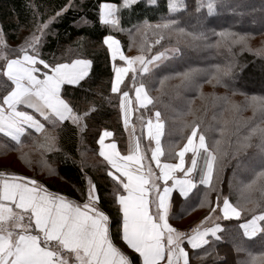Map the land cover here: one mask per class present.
<instances>
[{
    "label": "snow or ice",
    "instance_id": "1",
    "mask_svg": "<svg viewBox=\"0 0 264 264\" xmlns=\"http://www.w3.org/2000/svg\"><path fill=\"white\" fill-rule=\"evenodd\" d=\"M138 3L139 0H113L98 6V19L109 28L102 38L112 73L109 96L105 99L110 103L111 95L116 94L120 117L128 132L126 151L118 148L112 131L104 128L98 133V154L112 184L110 199L100 195L97 182L83 173V168L85 184L74 188L73 194L52 191L35 176L0 171V264H193L197 250L200 255L195 259L204 264L215 252L213 244L223 238L224 228L218 222L221 218L237 222L232 247L241 255L238 264H264V253L253 255L245 245L246 238L264 237V98L252 96L241 104L227 94L204 93L198 83L201 70L192 68L159 77L156 89L159 95L152 96L154 70L180 54L181 49L165 48L148 55L140 46L137 54H125L121 41L112 32L127 31L129 48L133 47V30L141 33L151 29L159 36L156 44L165 35L183 37L190 45L206 41L207 37L203 31L186 32L179 27V20L168 16L161 17L157 23L144 18L125 29L121 13ZM147 4L155 5L156 0H147ZM204 6V0H198L196 10ZM206 7L211 16L215 9L213 0H207ZM167 9L169 14L186 11L187 4L185 0H167ZM65 10L62 8L56 16ZM54 19L36 21L22 43L15 47L8 44L7 33L0 24V77L4 78L0 91V134L15 143L19 158L29 166L32 160L24 151L22 138L31 137L36 149L41 151L42 168L49 175L55 174L54 169L43 155L62 150L56 130L70 126L82 136L90 116L98 111L94 101L81 110L65 90L66 86H81L90 77L93 60L73 58L71 49L60 58L48 59L41 50L45 30ZM214 34L226 35L230 50L238 45L241 50L264 57V44L253 49L247 35ZM235 67L231 62L223 67L216 65L207 82L213 88L218 85L232 88ZM174 78L180 84L171 88L196 90L201 100L211 98L212 105L221 110V120L216 128L219 137L209 141L203 121L195 118L189 100V112L194 119L181 122V131L187 129L181 137L184 142L169 145L166 153L161 138L168 118L158 105H162L161 96L169 89L167 82ZM133 91L134 99L130 96ZM235 94L232 88V95ZM168 107L163 105L164 109ZM247 107L252 108V117L240 115ZM134 111L146 130L147 147L143 144L145 136H137L131 123ZM106 138H111V142L106 143ZM254 139L258 141L255 147L260 171L247 182L240 180L235 189L230 179V191L225 194L222 188H217L225 166L224 157L235 158L239 167L241 157L248 155ZM3 147L7 151L8 145ZM80 154L83 156V151ZM186 154H190L188 165ZM169 156L178 162H165ZM65 158H70L67 153ZM177 172L182 175L178 176ZM194 173H198V180ZM197 183L208 188L199 203L206 209L205 214L190 230H181L170 223L174 189L180 198H187ZM233 190L237 193L235 201ZM254 191L261 193L259 198L253 197ZM106 206L115 208V222ZM216 256L226 264V258H219L218 253ZM213 264L217 262L214 260Z\"/></svg>",
    "mask_w": 264,
    "mask_h": 264
},
{
    "label": "trees",
    "instance_id": "2",
    "mask_svg": "<svg viewBox=\"0 0 264 264\" xmlns=\"http://www.w3.org/2000/svg\"><path fill=\"white\" fill-rule=\"evenodd\" d=\"M102 2H113V0H0V24H3L4 31L7 33L8 44L15 47L22 43L25 36L35 26V22L48 20L55 17L50 22L41 43V50L45 57L52 59L64 56L69 49L75 54L73 58L82 57L93 60L90 77L82 82L81 86H66V92L71 95L81 110H86L89 102L94 101L96 111L87 121L88 127L82 136L74 132L70 126H65L63 130H56L59 137L58 144L61 151L45 153L43 158L53 167L54 173L49 175L41 165V151L36 149L32 138L25 136L22 138L24 151L30 154L31 166L19 158L14 142L0 134V170L16 172L22 175L35 176L36 179L46 183L52 191H63L66 194H73L74 188H79L85 184L82 178L83 173L91 176L98 184L99 193L102 197L110 199L109 193L112 188L110 180L106 177L103 167V158L99 156V145L96 143L98 133L104 128L114 133L118 148L125 150V133L119 113V100L116 94L111 95L109 103L105 97L109 96L111 61L103 45L102 38L109 33L108 26L102 24L98 19V6ZM118 2V0H115ZM214 13L209 16L206 3L204 7L197 11L198 0H185L187 10L177 13H168L167 0H156L155 5L149 6L147 0H139L130 10L123 11L122 23L125 29L131 27L137 21L147 18L153 23L161 21V17L168 16L180 21L179 27L186 32L203 31L207 37L206 41L196 42L192 45L186 42L183 37L165 35V39L160 44L155 41L159 36L149 29L141 33L133 30V47L129 48V35L125 32H115L121 41L125 54L135 55L138 48L143 46L146 54H155L156 51H163L165 48L179 47L181 53L174 58L165 61L164 64L154 70L155 78L150 94L157 96L156 91L158 78L174 72H182L186 69H200L198 83L200 90L204 93H215L218 95L227 94L233 100L244 104L246 98L252 96L264 98V57L258 56L254 51L241 50L238 45H233L231 50L227 46L228 37L219 36L214 33H238L249 37V44L253 49L264 44V0H213ZM67 6V7H66ZM62 8H66L59 16ZM150 50V51H149ZM229 62L236 65L234 74L231 77L232 88L236 94L232 95V88H224L207 82L208 76L216 65L221 67ZM4 78L0 77V91L3 90ZM130 82V81H129ZM169 89L167 94L161 96L162 112L168 118L166 123L165 135L162 139V147L167 153L169 145L182 144L183 133L187 132L184 128L181 131L182 121H192L193 115L189 112L188 101L192 100L190 107L195 111V118L203 121L206 137L209 141L219 137L216 131L221 120V110L214 107L211 98L201 100L196 90L185 91L171 88L172 85L180 84L178 78L167 82ZM179 93V95H177ZM168 105L164 109L163 105ZM183 113V115H180ZM242 117H252L251 107L245 108L240 114ZM215 117V119H214ZM175 118V123L173 119ZM259 122V113L256 116ZM37 139L39 135L33 133ZM253 140V147L249 149L247 156L241 157L240 166L231 156L224 157V168L220 174V181L217 188H222L228 194L229 180L231 179L233 189L240 180L247 182L260 171V160L258 149ZM7 144L5 151L3 145ZM81 151L84 155L81 156ZM65 153L70 158H65ZM162 160L164 157L161 158ZM174 156H169L166 161H174ZM95 165V166H93ZM235 170V174H234ZM208 191L204 185L198 184L187 198L179 199L173 197V209L171 210L170 222L174 226L185 228L197 223L205 214L206 209L199 206L201 197ZM254 198H259L261 193L254 191ZM237 193L233 190L232 199L235 201ZM215 199V194H212ZM107 210L116 220V210L114 207L106 206ZM224 228L221 241L213 244L215 252L212 257L204 261V264H238L241 255H238L232 247V237L237 233V222L235 219H223L218 221ZM115 227V223L113 224ZM245 245L253 253L259 256L264 253V237L257 236L252 239H245ZM190 255L193 253L190 251ZM197 250L193 255V264H201L195 259L199 256Z\"/></svg>",
    "mask_w": 264,
    "mask_h": 264
},
{
    "label": "crops",
    "instance_id": "3",
    "mask_svg": "<svg viewBox=\"0 0 264 264\" xmlns=\"http://www.w3.org/2000/svg\"><path fill=\"white\" fill-rule=\"evenodd\" d=\"M126 79H128V78H126ZM134 91L133 92H130V96H133V99H134ZM134 107H135V105H134ZM137 115V112H133V114H132V121H131V123L132 124H134L135 125V130H136V135L138 136V126H137V121L135 120V116ZM121 121H122V119H121ZM122 126H123V129H124V125H123V121H122ZM140 131V130H139ZM124 133H125V150L124 151H126V148H127V142H128V132L127 131H125V129H124ZM142 133H144V136H145V139H146V130L145 129H142ZM146 141H147V139H146ZM111 142V138H106V143H110ZM148 143V142H147ZM149 155H150V152L148 153ZM188 156H189V154H188ZM165 162H178L176 159L174 160V161H165ZM153 163V167H155V162H152ZM185 163H186V165H188V164H190V162H188L187 163V155H186V159H185ZM0 171H2V170H0ZM5 171V170H4ZM177 175L179 176V175H182V173H180V172H177ZM195 177H196V179L198 180L199 179V175H198V173H194L193 174ZM161 183H163L162 181H161ZM199 183H197V185H198ZM196 185V186H197ZM191 193V192H190ZM189 193V194H190ZM173 197H178L179 199H184V198H180L179 197V195H178V192H177V190H175L174 189V196ZM173 209V203H172V208H171V210ZM171 223V222H170ZM196 224V223H195ZM195 224H193V225H190V226H187V227H185V228H181V227H178V226H175V227H177V228H179V229H181V230H190V228L191 227H193V226H195ZM174 226V225H173Z\"/></svg>",
    "mask_w": 264,
    "mask_h": 264
},
{
    "label": "rangeland",
    "instance_id": "4",
    "mask_svg": "<svg viewBox=\"0 0 264 264\" xmlns=\"http://www.w3.org/2000/svg\"><path fill=\"white\" fill-rule=\"evenodd\" d=\"M11 46V45H10ZM170 49V48H169ZM130 83V82H129ZM133 97V96H132ZM137 115H138V112H137ZM137 115L135 116V120L137 121L136 123H137V126H138V136H141L142 134L144 135V133H142V127H141V124H140V122H139V120L136 118L137 117ZM140 130V131H139ZM143 144H144V146L145 147H147V141H146V139H144V141H143ZM187 155V163L188 162H190V154H189V156H188V154H186ZM155 168V167H154Z\"/></svg>",
    "mask_w": 264,
    "mask_h": 264
},
{
    "label": "built area",
    "instance_id": "5",
    "mask_svg": "<svg viewBox=\"0 0 264 264\" xmlns=\"http://www.w3.org/2000/svg\"><path fill=\"white\" fill-rule=\"evenodd\" d=\"M3 171V170H2Z\"/></svg>",
    "mask_w": 264,
    "mask_h": 264
}]
</instances>
